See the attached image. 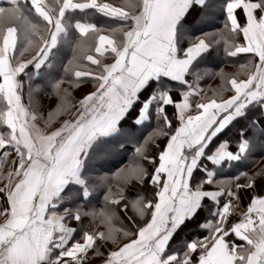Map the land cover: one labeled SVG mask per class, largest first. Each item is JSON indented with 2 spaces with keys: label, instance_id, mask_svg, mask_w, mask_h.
<instances>
[{
  "label": "snow or ice",
  "instance_id": "6c2138e0",
  "mask_svg": "<svg viewBox=\"0 0 264 264\" xmlns=\"http://www.w3.org/2000/svg\"><path fill=\"white\" fill-rule=\"evenodd\" d=\"M215 7L210 0L0 6V264H84L101 247L108 248L104 264H264V178L257 180L264 169L224 178L211 170L247 149L243 140L230 149L224 132L232 121L251 104L264 107V0H227L223 27L188 35L194 25L211 26ZM85 10L119 22H81L76 14ZM73 30L79 36L65 41L72 56L51 85L59 103L45 117L21 74L45 64ZM221 46L226 57L244 61L237 71L204 70L219 77V88L202 89V75L185 80L198 57L211 60L210 49ZM161 76L185 90H157L145 100L140 93ZM84 83L92 87L72 102L70 90ZM153 101L157 122L140 139L136 125ZM106 138L118 142L94 157ZM127 143L130 163L97 167ZM101 190L97 212L91 201ZM209 202L213 218L199 225L206 234L172 252L177 229Z\"/></svg>",
  "mask_w": 264,
  "mask_h": 264
},
{
  "label": "trees",
  "instance_id": "16d2710c",
  "mask_svg": "<svg viewBox=\"0 0 264 264\" xmlns=\"http://www.w3.org/2000/svg\"><path fill=\"white\" fill-rule=\"evenodd\" d=\"M106 2L119 4L121 0H106ZM227 0H210L215 7L213 12V20L211 26L207 25H194L191 32L188 33L190 36H198L202 32H213L217 28L223 27L226 19V14L222 9V5ZM2 6L7 7L8 3H4ZM77 19H81V22H91L101 27H108L119 21H115L107 16H104L94 10H86L83 13H77ZM75 23V20L72 21ZM178 38L184 35L183 31L178 25ZM79 33L73 30L68 37L62 36L59 40L57 48L49 56L47 64L40 70H36L34 66H31L27 70V75H22L23 87L25 94L32 95L33 101L37 106L40 113H43L45 117L49 111L55 109L59 103L56 94L53 92L51 85L63 75V65L72 56V51L67 47L65 41L68 38L75 41ZM180 44L186 46V40H179ZM213 56L211 60L207 59L205 54L198 59L192 65L193 75H187V81H195L196 76L202 75V79L199 80V86L202 89L219 88L220 79L219 77L210 78L208 75H204V70H210L212 72H219L223 70L225 73H231L238 70V63L244 61L239 57H226L223 47L221 46L218 50L213 48L210 49ZM243 56V55H242ZM150 88L146 87L140 95L147 100L148 96H151L154 91L169 90L170 94L177 95L179 92L185 90L186 85L180 84L168 80L150 81ZM67 87V85H65ZM91 83H84L76 88L71 89V101L81 97V93L86 88H91ZM147 93V95H145ZM141 104V101H137L134 105V109L137 105ZM170 107V106H169ZM138 113L133 111L131 113L132 120L129 123H134L135 116ZM149 121L144 124H137L136 127L141 129L139 138L143 139L152 126L156 124V107H151L149 111ZM169 115L171 113L169 112ZM42 126L44 121H38ZM123 123V121L121 122ZM224 135L229 138V147L231 150H237L238 144L241 140L248 143V149L244 156L236 161H224L219 167L213 166L211 170L215 174L216 178H224L230 176H237L241 172L255 173L264 169V112L263 108L259 104H251L247 107L246 112L243 116L237 119L232 125H230L224 132ZM118 141L111 138H106L101 141L96 147L93 148L92 153L94 157H100L105 152L110 150L111 146H114ZM133 151L131 143H127L125 148L121 151L118 156H114L108 159H101L98 161L97 167L103 172L115 171L117 168L122 167L128 163L129 156ZM251 175V174H250ZM264 177L258 176L259 181ZM147 194V193H145ZM243 195V194H242ZM203 203V202H202ZM246 204V201H245ZM242 204V207L245 206ZM91 205L95 207L96 211L99 212L103 207V190L97 192L91 201ZM65 206H69L67 203ZM214 205L209 202L208 207H201L198 210V215L193 216L191 220H185L184 224L180 225L177 229L179 235L174 234L175 246L172 248V252L179 253L182 251V245L180 241H187L193 237L203 233L206 234L204 229L199 227L200 224L205 223L206 220L212 219L211 211ZM173 244V241H170ZM107 247H101L100 254H92L91 251L86 257L84 264H104L107 258Z\"/></svg>",
  "mask_w": 264,
  "mask_h": 264
},
{
  "label": "crops",
  "instance_id": "0c3cea01",
  "mask_svg": "<svg viewBox=\"0 0 264 264\" xmlns=\"http://www.w3.org/2000/svg\"><path fill=\"white\" fill-rule=\"evenodd\" d=\"M4 3H8V0H0V6H2ZM86 11V10H85ZM178 27V26H177ZM58 44H59V41H58V43H57V45L51 50V53L57 48V46H58ZM205 54H203L202 56H204ZM240 55H246V54H240ZM201 57H198L197 58V60L198 59H200ZM49 59V58H48ZM196 60V61H197ZM196 61H194L193 62V64L196 62ZM48 62V61H47ZM47 62L45 63V64H43V65H41V67L39 68V69H37V68H35L36 70H40V69H42L46 64H47ZM31 67V65L29 66V68ZM23 74H21V76H22ZM186 77H187V75L185 76V80H186ZM168 80V81H172V82H176V83H180V84H183L182 82H180V81H175V80H171L170 78H168V77H164V76H161L160 77V79L159 80ZM158 80V81H159ZM150 81H157V80H150ZM149 81V82H150ZM151 107H156L157 108V104L153 101V102H150V104H149V108H148V119H146V120H144L141 124H144V123H147L148 121H149V116H150V114H149V111H150V109H151ZM249 107V106H248ZM263 108V112H264V107H262ZM247 109V108H246ZM245 112H246V110L244 111V114H245ZM243 114V115H244ZM242 115V116H243ZM241 116H238V117H236L233 121H232V123L230 124V125H232L237 119H239ZM38 124H39V126H41V127H43L39 122H38ZM140 124V125H141ZM229 125V126H230ZM228 126V127H229ZM230 146V145H229ZM247 149H248V143H247ZM247 149H246V151H247ZM245 151V152H246ZM245 152L241 155L242 157L244 156V154H245ZM225 161H228V160H225ZM232 161H236V160H232ZM224 161H222L221 162V164L223 163ZM220 164V165H221ZM220 165H216L215 167L217 168V167H219ZM194 171H196V170H194ZM250 174H253V172L252 173H250ZM182 225V224H181ZM170 243V242H169Z\"/></svg>",
  "mask_w": 264,
  "mask_h": 264
}]
</instances>
